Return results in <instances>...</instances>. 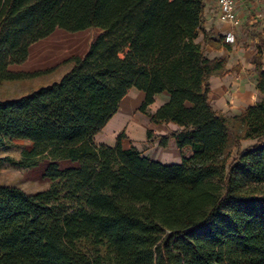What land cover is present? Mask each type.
Here are the masks:
<instances>
[{"label":"trees","instance_id":"obj_1","mask_svg":"<svg viewBox=\"0 0 264 264\" xmlns=\"http://www.w3.org/2000/svg\"><path fill=\"white\" fill-rule=\"evenodd\" d=\"M204 0H0V84L30 48L55 31L98 36L60 81L0 101V149L32 144L19 161L48 162L46 190L0 185V264H264V32L252 57L260 100L226 116L209 101L212 77L229 71L205 47H222L203 28ZM203 34V45L197 43ZM135 88L138 112L161 148L181 163L163 165L135 147L95 136ZM168 94L154 113L148 107ZM254 144L242 148V142ZM60 162L67 166L59 167Z\"/></svg>","mask_w":264,"mask_h":264},{"label":"crops","instance_id":"obj_2","mask_svg":"<svg viewBox=\"0 0 264 264\" xmlns=\"http://www.w3.org/2000/svg\"><path fill=\"white\" fill-rule=\"evenodd\" d=\"M204 1L206 7L203 28L212 39L216 41L221 39L222 43L219 50L206 46L205 54L209 59H223L229 71L224 77H212L209 80V101L215 110L226 116L238 115L260 100L256 89L257 76L252 64L257 40L250 35L255 31L264 32V0L237 1L236 14L240 20L238 27L218 20V7L215 0ZM228 33L232 34L233 42L225 41ZM196 42L203 45L202 33L199 34ZM144 99L145 94L142 91L132 88L120 102L117 113L95 136V142L114 146L117 135L124 132L125 138L121 142L124 149L135 147L143 156L163 165L181 163L183 157L190 156V150L180 152L173 142L164 149L159 147L157 140H147V131H152L155 136H164L176 130L177 127L173 124L156 125L143 114L140 115L141 118L136 117L134 112L139 109ZM167 101V93L155 98L153 104L148 107V113H154Z\"/></svg>","mask_w":264,"mask_h":264},{"label":"rangeland","instance_id":"obj_3","mask_svg":"<svg viewBox=\"0 0 264 264\" xmlns=\"http://www.w3.org/2000/svg\"><path fill=\"white\" fill-rule=\"evenodd\" d=\"M98 34L97 29L77 33L57 30L47 39L34 44L30 48L27 62L20 66H11L10 70L14 73L36 75L0 84V101L18 99L40 87L60 81L72 67L70 60L84 56ZM134 115L141 118L142 114L137 110ZM253 144L254 141H244L242 148ZM31 148L30 141L12 140L6 147L0 149V160L11 158L19 161ZM47 165L48 162H42L35 168L24 169L3 162L0 169V185L18 187L28 194L44 191L49 186V180L44 176ZM66 166V162L59 163L61 168Z\"/></svg>","mask_w":264,"mask_h":264},{"label":"built area","instance_id":"obj_4","mask_svg":"<svg viewBox=\"0 0 264 264\" xmlns=\"http://www.w3.org/2000/svg\"><path fill=\"white\" fill-rule=\"evenodd\" d=\"M238 0H215L218 7V20L233 27L240 26V20L236 14V4ZM227 43L233 42V36L228 33L225 36Z\"/></svg>","mask_w":264,"mask_h":264}]
</instances>
